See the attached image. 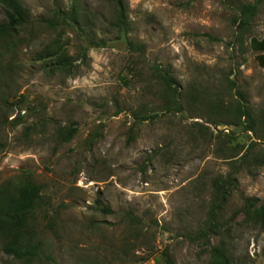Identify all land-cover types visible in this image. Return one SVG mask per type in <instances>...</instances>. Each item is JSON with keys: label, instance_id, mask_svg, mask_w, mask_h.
Segmentation results:
<instances>
[{"label": "rangeland", "instance_id": "obj_1", "mask_svg": "<svg viewBox=\"0 0 264 264\" xmlns=\"http://www.w3.org/2000/svg\"><path fill=\"white\" fill-rule=\"evenodd\" d=\"M21 1L28 23L0 49V219L23 186L41 194L21 241L36 255L15 259L0 233V264H210L222 242L233 264H264V230L239 212L250 198L264 205V69L250 48L264 37V0H124L128 35L108 30L109 0ZM73 6L105 46L87 50L77 26L55 21ZM47 49H64L73 67L56 71ZM158 68L176 81L181 112L166 111ZM239 93L255 132L232 125ZM229 174L225 226L206 245L195 235L214 181Z\"/></svg>", "mask_w": 264, "mask_h": 264}, {"label": "trees", "instance_id": "obj_2", "mask_svg": "<svg viewBox=\"0 0 264 264\" xmlns=\"http://www.w3.org/2000/svg\"><path fill=\"white\" fill-rule=\"evenodd\" d=\"M114 7V16L107 24L108 30L111 32L119 33V35H128L132 31L131 22L129 21L126 6L124 0H109ZM0 5L6 9L7 22L0 24V49L3 41L10 35V32L17 30L28 23L29 13L24 8L21 0H0ZM258 4H252L244 6L241 13L242 17L239 18V30L244 29L256 16ZM60 12V11H59ZM62 15V16H61ZM80 12L75 6L68 14H62L55 19L56 22L62 20L66 26L78 27V31L84 36V41L88 44L86 49L90 46L102 47L106 43L104 41H94L89 33H86L85 28L79 24ZM238 22V21H237ZM56 25H61L57 23ZM132 50L137 52H143L144 46L129 42ZM250 48L254 52L258 53L257 63L264 69V37L262 39L253 38L250 43ZM83 49V48H82ZM83 51V58H86V50ZM41 58H49L50 63L56 71L65 72L69 68L73 67L71 58L66 52L61 49H47L41 54ZM52 59V60H51ZM71 70V69H70ZM157 79L163 84L165 89L166 98V111L167 112H181L182 104L177 100L180 96L178 87H176V81L170 76V73L166 70L157 69ZM240 101L234 107L235 122L232 125L238 126L246 123V130L249 132H255L256 121L252 117L250 111L246 107V98L239 93ZM149 117H145L144 120H148ZM218 126V125H217ZM76 129H70L66 135V140L72 138ZM234 161V168L239 169L246 165L245 157L238 159V164ZM237 185V179L233 174L227 175L225 178L216 179L213 183L214 192L211 207L207 216V220L202 224L200 229L195 235L196 240L203 241L206 245H211L210 237L212 235H218L220 230L225 226L223 221V212L230 201L231 191L235 189ZM41 188L27 184L20 189L17 197L9 199L8 203L2 210L5 219H0V233L12 239L8 247L5 248L6 253L15 257L17 260H30L36 254L31 250H24L21 244L23 239V233L25 232L26 217L33 210L35 204L40 199ZM5 205L4 201L0 197V210ZM105 212L110 211L105 208ZM240 213H243L244 218L248 223L253 225H259L264 230V205L259 204L258 199H247L244 202V206L239 209ZM211 261L210 264H233L228 250L224 247L223 242L221 245L211 247ZM167 264H174L170 258L167 259Z\"/></svg>", "mask_w": 264, "mask_h": 264}]
</instances>
